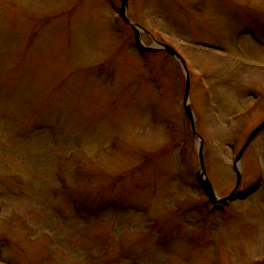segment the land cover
I'll list each match as a JSON object with an SVG mask.
<instances>
[{"label": "rangeland", "instance_id": "rangeland-1", "mask_svg": "<svg viewBox=\"0 0 264 264\" xmlns=\"http://www.w3.org/2000/svg\"><path fill=\"white\" fill-rule=\"evenodd\" d=\"M120 0H0V264H264V130L244 198L196 181L186 77ZM175 48L207 176L230 195L264 122V0H129ZM187 118V120H186Z\"/></svg>", "mask_w": 264, "mask_h": 264}, {"label": "water", "instance_id": "water-1", "mask_svg": "<svg viewBox=\"0 0 264 264\" xmlns=\"http://www.w3.org/2000/svg\"><path fill=\"white\" fill-rule=\"evenodd\" d=\"M127 6H128V0H121V8L119 10V15L123 19V21L129 25L134 33H135V44L137 49L140 52H158V51H165L172 57H174L181 65V67L184 70L185 76H186V87H185V95H184V106L186 110L187 117L190 121L191 124V129L193 132L194 137L198 138L199 140V161H200V170L196 174V179L200 187L203 189V191L206 193L208 196L209 200L213 205H218L222 203H227L228 201L235 200L238 198H241V195L238 193L239 188L241 186L242 182V158L243 155L248 148V146L251 144V142L254 140V138L264 129V122L261 123L256 129L252 131L250 136L248 137L246 143L244 144L243 148L240 150L238 156L236 157L234 163H233V168L236 172L237 175V182L236 186L233 190V192L224 197V198H219V196L216 194L213 185L211 181L209 180L205 165H204V160H203V138L197 133L196 130V125H195V118L194 114L191 108L190 104V76H189V71L187 69L186 62L184 58L171 46L167 44H162L159 42H156L152 46H146L143 41H142V32L144 31L141 26L138 24H135L131 22L128 17H127Z\"/></svg>", "mask_w": 264, "mask_h": 264}, {"label": "trees", "instance_id": "trees-1", "mask_svg": "<svg viewBox=\"0 0 264 264\" xmlns=\"http://www.w3.org/2000/svg\"><path fill=\"white\" fill-rule=\"evenodd\" d=\"M166 54V53H165ZM167 56L169 57V58H171L168 54H167ZM186 120H187V118H186Z\"/></svg>", "mask_w": 264, "mask_h": 264}]
</instances>
